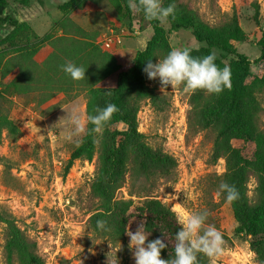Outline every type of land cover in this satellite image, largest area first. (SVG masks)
I'll return each instance as SVG.
<instances>
[{"label": "rangeland", "instance_id": "rangeland-1", "mask_svg": "<svg viewBox=\"0 0 264 264\" xmlns=\"http://www.w3.org/2000/svg\"><path fill=\"white\" fill-rule=\"evenodd\" d=\"M179 1L210 25L230 18L236 6L239 24L249 38L237 46V51L251 61L252 74L260 72L262 65L257 59L264 41V0ZM3 15L27 23L38 36L51 34L50 42L59 36L68 38L66 44L72 40L98 42L102 52L106 50V37H111L116 48L143 50L152 36L145 20H130L110 0H9ZM64 18L73 26L66 22L64 30L59 28L57 24ZM161 24L171 50L205 46L189 29L172 30L167 20ZM11 29L8 23L1 24L0 38ZM86 52L82 49L79 54ZM210 52L224 63L232 58L217 48H210ZM68 61L72 60L66 59L64 64ZM36 63L38 67L30 73L37 84L33 91H13L6 85L13 74L4 81L0 78V108L20 128L16 137L4 131L0 141V210L10 213L28 239L36 243L43 264H115L116 259L117 264H135L130 237L112 239L95 234L89 227L88 219L98 211L99 204L90 192L96 156L92 161L75 160L65 172V163L76 145L63 140L64 121L72 107H78L86 117L85 90L77 82L71 89L60 90L70 76L59 67L64 79H50L52 67L46 68L40 59ZM77 65L86 68V77L96 75L100 69L96 59L86 56ZM114 79L107 76L98 85H112ZM149 84L163 99L160 108L146 100L141 103L138 129L149 146L172 156L176 166L169 174H157L148 180L127 174L115 198H156L168 204L178 219L207 211L206 226L214 225L225 241L222 254L215 258L217 264H264V251L251 248L250 235L237 231L231 203L217 195L224 160L214 154V130L201 128L192 109L196 101H202L203 94L199 90L186 94L183 86L162 88L158 78L150 79ZM253 118L264 132V85L257 94ZM262 154L264 157V142ZM247 195L250 202L264 198V158L249 173ZM5 237L6 226L0 221V264H6Z\"/></svg>", "mask_w": 264, "mask_h": 264}, {"label": "trees", "instance_id": "trees-1", "mask_svg": "<svg viewBox=\"0 0 264 264\" xmlns=\"http://www.w3.org/2000/svg\"><path fill=\"white\" fill-rule=\"evenodd\" d=\"M8 1L0 0V25L8 23L12 27L5 38H0V46L5 45L0 49V78L4 81L8 75L13 74L6 85L17 93L33 91L37 84L30 73L38 67L36 62L39 59L46 68L52 67L49 78L60 80L64 76L61 75L63 71L59 72V67L66 59L78 64L86 56L99 63L98 73L79 81L69 77L68 82H63L59 87L60 90L71 89L74 82L81 83L86 93V117L108 104H115L119 109L102 133L91 130L93 126L89 124L88 129L91 131L74 148L65 163L67 173L75 160L92 161L96 156L90 192L99 204L98 211L88 219L89 227L97 235L125 239L129 237L127 230L135 232L138 225L143 223L151 240L159 237L168 245L161 250V258L171 259L174 256L175 233L180 225L170 206L156 198H115V192L127 174L148 180L157 174L167 175L176 166L172 156L149 146L138 129L137 114L141 103L146 100L160 108L163 99L155 87L150 86V79L143 71L149 61H162L171 51L161 21L146 19L142 12L129 7V0H110L121 7L130 20H145L152 28V36L143 50L113 47L102 52L98 42L84 44L80 40H72L66 44V36L56 37L51 42L49 33L38 36L27 23L3 15ZM169 4L175 5L174 16L167 18L170 28L189 29L196 41L205 44L192 50L194 57L211 53L210 48H217L223 54L232 56L228 63L219 57L215 61L220 68L228 66L231 69V88L220 94L199 90L203 94L202 101H196L192 109L196 123L203 129L211 128L215 132L214 154L216 158L224 160L219 185L227 182L239 192V198L231 202L237 231L250 235L253 250L264 251V198L250 202L247 195L249 173L264 158V132L253 118L257 94L264 85V41L257 59L262 68L254 75L251 72V61L237 51V46L249 41V38L239 24V10L236 6L230 18L217 25H210L194 9L179 0H163L162 6L167 7ZM66 22L73 26L68 18L58 22L57 26L63 29ZM82 49L87 52L81 55L79 52ZM107 76L115 77L112 85L99 86L98 83ZM4 131L10 137L20 134L19 126L0 108V141ZM220 195L226 199V194ZM98 220L106 221L110 230H98ZM0 221L6 226L5 263L43 264L36 243L28 239L12 215L0 210ZM198 264H209L205 255H198Z\"/></svg>", "mask_w": 264, "mask_h": 264}, {"label": "clouds", "instance_id": "clouds-1", "mask_svg": "<svg viewBox=\"0 0 264 264\" xmlns=\"http://www.w3.org/2000/svg\"><path fill=\"white\" fill-rule=\"evenodd\" d=\"M162 5L163 0H129L130 8L142 12L148 20L161 22L175 14L174 4L167 7ZM191 52L190 48L171 50L162 61H149L143 71L149 79L158 78L162 88L169 85L172 88L183 86L182 91L186 94H193L197 90L220 94L231 88V69L228 66L220 68L216 64L215 52L201 57H194ZM61 69L74 80L86 78V68L72 61L66 62ZM118 111L115 104H108L102 109H96L95 114L84 117L78 107H72L67 111V119L64 121L66 133L63 140L74 142L78 147L89 131L102 133L105 125ZM89 124L93 129H88ZM222 193L226 194L229 203L239 198L237 188L227 182H221L219 185L217 195ZM208 215L207 211H200L179 218L180 229L175 233L174 256L171 259L161 258V250L168 245L159 237L149 240V232L143 223L138 225L135 232L127 230L130 237L129 247L134 248L135 264H198L199 254L209 257L212 264H217L215 258L222 254L225 241L222 232L214 225L206 226ZM96 226L98 230H110L104 220H98Z\"/></svg>", "mask_w": 264, "mask_h": 264}, {"label": "built area", "instance_id": "built-area-1", "mask_svg": "<svg viewBox=\"0 0 264 264\" xmlns=\"http://www.w3.org/2000/svg\"><path fill=\"white\" fill-rule=\"evenodd\" d=\"M117 43L120 42L119 39L116 40ZM114 41L111 39V37H106L104 40H103V48L106 49V50H109L111 48L114 47Z\"/></svg>", "mask_w": 264, "mask_h": 264}]
</instances>
